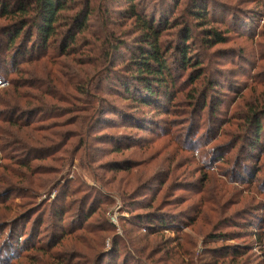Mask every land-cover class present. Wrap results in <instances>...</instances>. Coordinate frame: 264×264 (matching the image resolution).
<instances>
[{
    "label": "rangeland",
    "instance_id": "obj_1",
    "mask_svg": "<svg viewBox=\"0 0 264 264\" xmlns=\"http://www.w3.org/2000/svg\"><path fill=\"white\" fill-rule=\"evenodd\" d=\"M137 1L158 17L196 25L190 0ZM200 1L217 22L212 27L230 37L213 48L196 44L207 79L221 86L213 91L207 81L189 86L187 73L178 86L183 92H172L171 110L155 117L123 101L107 71L96 73L99 50L90 54L82 46L67 57L54 48L13 68V60L5 59L9 22L0 19V244L9 227L25 225L29 232L36 225L45 242L62 227L84 225L71 238L80 249L79 264H215L230 245L232 253L252 243V225L264 223V147L250 161L241 140L247 135L245 114L264 105V0ZM70 3L66 17L90 3V29L102 32L109 17L121 24L127 43L134 41L130 23L118 17L127 2ZM177 31L169 30L163 41L177 42ZM91 41L88 49L110 48ZM125 58L123 48L113 58V70ZM199 99L205 110L197 107ZM130 110L148 119L144 126H126L109 113ZM237 142L230 153L222 147ZM221 156L224 162L216 160ZM64 207L68 213L61 223L56 215ZM149 217L175 224L147 231L140 224ZM234 233L237 240L210 241ZM245 248L249 254L237 264H264V245ZM31 255L49 259L45 253ZM23 262L34 264L36 258Z\"/></svg>",
    "mask_w": 264,
    "mask_h": 264
},
{
    "label": "trees",
    "instance_id": "obj_2",
    "mask_svg": "<svg viewBox=\"0 0 264 264\" xmlns=\"http://www.w3.org/2000/svg\"><path fill=\"white\" fill-rule=\"evenodd\" d=\"M123 1L129 5L119 11L118 17L125 24L130 23V39L134 40L132 43H127L124 40L125 36L119 30L121 24L113 22L114 20L109 17L104 20L105 25L102 32L97 33L90 29L94 14L90 3L71 17H66L64 13L72 9L70 0H0V19L9 22L5 27L8 41L5 59L13 60V68H19L22 63L40 60L54 48H59V51H62V54L67 57L80 53L83 50L82 46L87 47L90 54L94 50H99V55L102 57H99L97 63L93 65L96 73L107 71L116 85H119L120 89L115 92L123 101H129L132 106L139 108V112L147 110L150 114H155L154 117L171 110L175 100L172 92L176 88L179 92H183L178 89V86L184 84L182 79L186 77L187 73L192 80L189 86H195L202 81H207L212 91L215 90L214 86H221L214 85L213 81L207 79L205 61L196 54V50H200L196 46L198 41H202L206 48H213L225 44L230 38L229 33L223 35L219 29L212 27L217 22L211 17L208 5L200 0L188 2L187 5H192L190 14L196 22V25H190L189 22H180L178 19L168 21L166 14L158 17L157 13H149L148 8L142 6L137 0ZM62 22L66 25H62ZM63 26H68L65 31L62 29ZM111 26L119 31L111 30ZM173 29L179 32L178 41L175 43L164 42L165 33ZM195 31L198 32L197 35L194 33ZM90 38L94 39L95 43H108L110 48L91 47L88 49V46L93 45ZM19 41L22 43L20 49L16 47ZM123 48L128 54V58L123 59V64L113 70L115 68L113 58ZM203 51L205 52V49ZM19 62L21 63L19 64ZM63 72L61 70L59 74L64 76ZM84 74L87 78L92 77V73ZM83 92L88 94L87 91ZM205 104V100L197 101V107H200L201 110H205ZM216 111L218 112V109ZM131 112L133 111L109 113L121 117L126 126H132V124L144 126L148 121L145 116L134 113L136 111ZM246 114L248 121L245 133L247 135L241 141L246 144L245 149L249 152L248 158L252 161L255 158L254 152L264 147V105ZM154 117L151 118L152 121L155 120ZM217 126L219 127V125ZM234 144L229 147L230 149L225 144H222V147H226L230 153L240 145V142ZM216 160L224 162V157L221 156ZM66 213L68 211H65L64 207L61 213L56 215L61 223L64 222ZM87 216H85V222L88 220ZM260 221L251 227L253 229L251 237H254V240L249 243L250 245L244 244L232 253L230 250H234V246L230 245L227 252H221V256L215 255L219 259L215 264H218L219 261L223 262L225 259L237 264L240 258L249 254L250 250H245V247L263 246L264 223ZM174 224L166 217H149L140 226H144L148 231L152 230L154 226L164 229L170 228ZM36 227V225L33 226L29 232L26 231L27 226L25 225L22 229L16 226L9 227V233L0 244V264H15V262L23 264V261L33 258H36L34 264H79L82 260L80 249L75 247L71 238H76V232L84 229V225L82 227H62L59 233L52 237L47 236L45 242L39 239L41 233L37 231ZM235 235L236 233L232 236L218 235L210 241L237 240L239 237H235ZM34 252L45 253L49 259H38L31 255ZM241 264L244 263L241 261Z\"/></svg>",
    "mask_w": 264,
    "mask_h": 264
}]
</instances>
